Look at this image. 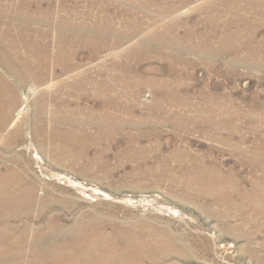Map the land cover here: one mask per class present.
Wrapping results in <instances>:
<instances>
[{
    "label": "rangeland",
    "instance_id": "1",
    "mask_svg": "<svg viewBox=\"0 0 264 264\" xmlns=\"http://www.w3.org/2000/svg\"><path fill=\"white\" fill-rule=\"evenodd\" d=\"M0 264H264V0H0Z\"/></svg>",
    "mask_w": 264,
    "mask_h": 264
},
{
    "label": "bare ground",
    "instance_id": "2",
    "mask_svg": "<svg viewBox=\"0 0 264 264\" xmlns=\"http://www.w3.org/2000/svg\"><path fill=\"white\" fill-rule=\"evenodd\" d=\"M25 1H26V0H25ZM39 5H40V3H39ZM35 7H36V6H35ZM40 8H41V7H40ZM45 10H46V9H45ZM45 10H44V11H45ZM39 11H40V10H39ZM45 14H46V13H43V15H45ZM46 16H47V15H46ZM41 17H42V16H41ZM24 18H25V17H24ZM39 18H40V17H39ZM59 18H60V17H59ZM45 19H46V18H45ZM19 20H20V19H19ZM21 20H22V19H21ZM25 20H26V19H25ZM29 20H30V19H29ZM39 20H40V19H39ZM39 20H38V21H39ZM55 20H56V19H55ZM61 20H62V19H61ZM27 22H28V21H27ZM29 22H30V21H29ZM42 22H43V21H42ZM60 22H61V21H60ZM46 23H47V22H46ZM56 23H57V22H56ZM56 23L54 22L55 25L59 24V23H57V24H56ZM27 24H28V23H27ZM54 24H53V25H54ZM32 25H33V23H32ZM43 25H44V23H43ZM55 25H54V26H55ZM60 27H61V26H60ZM60 27H59V28H60ZM62 27H64V25H63ZM72 27H73V26H72ZM77 29H78V28H77ZM67 30H68V29H67ZM72 30H73V28H72ZM33 31H34V30H33ZM64 31H65V30H64ZM61 32H62V30H61ZM66 32H67V31H65V33H66ZM81 32H82V31H81ZM42 33H43V32H42ZM57 33H58V32H57ZM59 33H60V31H59ZM73 33H74V32H73ZM45 34H46V33H45ZM62 34H63V33H62ZM62 34H61V35H62ZM63 35H64V34H63ZM41 36H42V35H41ZM58 36H59V35H58ZM65 36H66V35H65ZM78 36H79V35H78ZM42 37H43V36H42ZM46 37H47V36H46ZM62 37H64V36H62ZM82 37H83V36H82ZM120 37H121V36H120ZM152 37H154V36H152ZM44 38H45V37H44ZM58 38H59V37H58ZM83 39H84V38H83ZM93 39H94V38H93ZM27 41H28V40H27ZM32 41H33V40H32ZM61 41H62V39H61ZM75 41H76V40H75ZM30 42H31V40H30ZM30 42H29V43H30ZM82 42H83V41H82ZM31 46H32V45H31Z\"/></svg>",
    "mask_w": 264,
    "mask_h": 264
}]
</instances>
